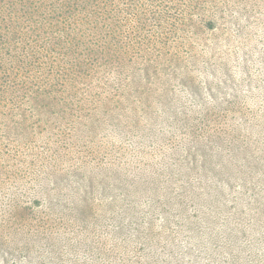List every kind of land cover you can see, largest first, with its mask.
I'll list each match as a JSON object with an SVG mask.
<instances>
[{"label": "rangeland", "instance_id": "rangeland-1", "mask_svg": "<svg viewBox=\"0 0 264 264\" xmlns=\"http://www.w3.org/2000/svg\"><path fill=\"white\" fill-rule=\"evenodd\" d=\"M0 5V171L17 174L2 175L0 209L49 211L65 199V219L81 222L92 199L143 249L121 262L86 252L60 261L47 246L0 243V264H264L259 126L236 111L204 116L236 95L264 111V0ZM34 220L4 223L7 239L35 236Z\"/></svg>", "mask_w": 264, "mask_h": 264}, {"label": "trees", "instance_id": "trees-1", "mask_svg": "<svg viewBox=\"0 0 264 264\" xmlns=\"http://www.w3.org/2000/svg\"><path fill=\"white\" fill-rule=\"evenodd\" d=\"M0 9H2L1 5ZM7 19L10 20V17L8 16L2 18V21L5 22ZM204 21H206L205 23L208 25L209 29L215 28L218 24V20L213 17L205 19ZM173 55L177 58L179 57L176 53ZM210 85L216 90H220L217 84L212 83ZM216 101V103L205 107L206 112L204 116L208 115L210 118L217 120L228 115L230 111L242 113L244 120L249 123L251 127L254 125L259 126L257 138L264 140V111L262 112L260 109L252 107L249 104L246 95H236L233 98L228 99L221 97ZM196 118L199 119V116H196ZM189 132H192V130H189ZM194 136H198V134H194ZM87 141L91 144L94 143L98 146H102L100 138L95 139L94 137H91V139L89 138ZM203 143L204 142H202L200 146H205ZM111 147L115 152H118L122 145L112 144ZM205 150L206 149H204V151ZM89 151H91V149ZM9 172H11L14 176H17L15 172L4 169L3 171H0V182L3 178H8L6 176H2L3 173L6 174ZM96 183L95 174L92 171L88 177V188L90 192L96 191ZM83 201L84 203L80 207V212L83 216H88L89 219L84 218L81 222H75V216L73 214L71 215L74 218L73 221L65 219L64 210L69 205L65 199L63 200V203L60 204V209L56 206L58 202H55L56 205H54L49 211H33V207H30L27 204H22L21 202L14 203L13 205L15 208L11 209L8 214H5L2 209H0L1 245L3 248H6L7 251H19L23 249L26 252L37 244L40 246H47L53 250L60 261L64 258L66 259V256H69L70 253L73 257H75V259H77V254L86 252L97 262L108 260L109 258L115 259L116 262H121V255H128L131 251L136 254L143 251L140 246L137 248L135 247L136 245L129 237V233H126V229L122 226V224H120L121 219H118L117 226H112L109 222H106L107 220H110V218L105 215V212H103L101 218L96 215V203L92 199L87 200L83 197ZM180 202L183 203V200ZM107 208H109L108 205L103 210L105 211ZM33 216L36 217L32 218ZM31 219H35L34 221L40 226L37 229L34 227L32 229L33 231H30V234H32V232H36L35 236L30 235V237L25 238L20 235V237H17L16 239H7L5 234L6 230L3 228L4 223L11 226L16 224V222H25ZM55 228L62 234L60 239L56 238L53 232ZM27 230L29 231V229ZM147 253L148 255H151L150 251Z\"/></svg>", "mask_w": 264, "mask_h": 264}]
</instances>
